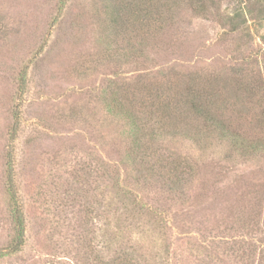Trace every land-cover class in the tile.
<instances>
[{
    "label": "rangeland",
    "instance_id": "374dc122",
    "mask_svg": "<svg viewBox=\"0 0 264 264\" xmlns=\"http://www.w3.org/2000/svg\"><path fill=\"white\" fill-rule=\"evenodd\" d=\"M97 1L66 0L60 12L61 0H0V246L13 235L6 150L16 104L29 226L24 252L0 264H46L36 194L45 187L49 196L52 181L62 194L67 179L100 216L93 225L74 217L68 233L91 237L102 253L119 181L175 226L161 248L155 224L125 225L119 239L136 264H264V152L252 153L264 147V0H176L146 38L110 23ZM113 79L118 97L128 89L135 110L144 99L151 112L136 114L147 128L137 141L121 119L126 110L111 112L102 100ZM211 106L226 122L204 114ZM173 162L187 166L178 187ZM87 244L61 246L55 264H89Z\"/></svg>",
    "mask_w": 264,
    "mask_h": 264
},
{
    "label": "trees",
    "instance_id": "16d2710c",
    "mask_svg": "<svg viewBox=\"0 0 264 264\" xmlns=\"http://www.w3.org/2000/svg\"><path fill=\"white\" fill-rule=\"evenodd\" d=\"M175 1L176 0H111V4L107 3V1L105 0H98L96 4L100 6L98 8L104 9L102 10L104 11V13H107V16L110 18V23L118 28H121V31H127L131 33L142 31L144 33V38H146L145 36L147 35L151 27L157 21H162L165 18V14L169 11L168 6H171ZM65 5L66 0H61L60 12L63 10ZM244 22H246L245 19ZM26 73L27 70L25 72H22L19 84L20 92L23 94L26 92L28 85ZM118 82V80L113 79L112 81H110V83L107 84V88L103 90L104 97L102 98V100L110 107L109 110L111 112L116 111V109L118 110L120 106L123 107L121 108V110H126V114L121 116V119H124L125 124L130 130V136L135 137V139L133 137L132 138L137 141L138 139H140V135L144 136L146 134L147 128H145L144 125L142 127L141 125H139L136 120V114L139 115V113L149 112L147 110L148 105H145V100L142 99V106H138L140 110H135V106L133 105L134 103L138 104L137 102H135L136 96L134 93H132L131 95L128 89H125L122 93H126L123 96L125 99H121V97H118L116 95ZM191 106V111L193 112L198 111L201 108L194 102L193 104H191ZM212 107L213 106H211L210 108H206V112L204 111V114L211 115V118L219 123L224 121L226 122V120H224L222 117L220 108L219 111H216ZM148 114H151V112H149ZM21 119L22 112L21 109H18V104H16V107H14L13 110V122L9 131V139L6 150V190L8 194L10 215L13 223V235L6 244H2L0 246V260L22 254L25 250L26 244L28 243V217L25 211V204L22 201L19 190L16 168L17 153L15 142L20 131ZM140 122H142L141 119ZM216 129L223 130L225 128L219 125V127ZM209 136L212 138L214 134H208V137ZM258 147L259 148L252 151V153H256L257 151L264 152V149H261L264 147H261L260 145H258ZM245 150L246 149L243 150L244 153ZM233 156H236L234 152L230 153L226 160L228 161L232 159ZM187 165H189V163ZM171 167L172 175H174V177H171V183L178 187V185L183 181L185 173L188 172L186 170L187 166L183 165L182 163L173 162V165H171ZM51 183L54 184L53 187L56 192L53 191L51 192V194L49 193V196H47V190H44L45 187H43V189L37 190L36 194V202L43 200L44 203L43 206L39 205L38 203V207L40 210V221L42 224V232L39 236L40 240L42 239V242L40 244L43 243V246H41V248L47 251L45 252L47 258L44 259V263L55 264L58 261L57 259L61 246L67 245L71 242V240H73L74 243L80 240V243L82 242V244L88 243L87 247L92 253V257L88 259L89 264H136L134 252L122 249V239L119 238L122 237V233L125 230V225L128 224L131 229H134L136 226L140 227L142 220L145 219H147L149 223L156 225L158 232L155 234V236L158 237L159 246L161 248H166L168 246V244L167 246L165 245L167 241L169 242V237L167 236L168 230L175 228V226L172 225L173 218L171 219L169 213L159 211L158 209L156 210L147 208L136 198L131 199L128 196L129 191L127 190L123 192V185L120 184L119 181H117L114 182L113 189H116V191L120 193L113 198L111 197L112 194L109 196V198L112 199L108 201L107 210H105V212L107 211V213L109 211L107 225L108 229L106 233L103 234L104 242L106 243V246H108V251L106 252L108 254L102 253L100 249H97L96 246L92 244L93 239L91 237L89 239L87 235H84L85 239H89L88 242L87 240H81L83 239V237H81L79 232L77 231L72 232L73 235L71 233H68L70 229L69 226L72 225L74 217L77 216L78 218L79 216H81V220L84 223L91 225H93V222L95 223V218L98 219V217H100L99 214L97 215L94 213L93 207H91L90 204L86 203V201L82 202L81 193L78 191V183L70 182L67 179L66 184L63 186L62 194L57 191L59 189V185H62V182L55 183L54 181H52ZM259 193H261L262 196L264 195V186L261 190H259ZM66 225H68V227ZM113 226H115V232L112 231L113 229L111 227ZM113 236L116 239L115 242H112ZM179 241H181L180 238ZM232 249L234 248H230V250ZM236 249L240 250L239 247H237ZM40 256L42 257L43 254ZM107 256H109V258L106 259Z\"/></svg>",
    "mask_w": 264,
    "mask_h": 264
}]
</instances>
